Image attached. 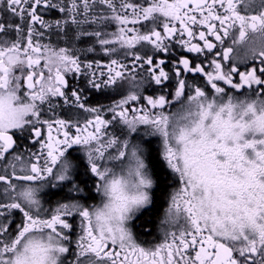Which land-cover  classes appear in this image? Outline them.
I'll return each instance as SVG.
<instances>
[{"label":"snow or ice","instance_id":"snow-or-ice-1","mask_svg":"<svg viewBox=\"0 0 264 264\" xmlns=\"http://www.w3.org/2000/svg\"><path fill=\"white\" fill-rule=\"evenodd\" d=\"M0 5L20 21H0V264H264V0H0ZM41 6L63 14L54 22L58 33L66 36L72 26L74 39L89 46L41 44L44 32L35 25L53 27L39 14ZM108 23L116 30H99ZM196 26L207 31L197 35ZM208 37L221 46L214 55L217 43ZM229 37L231 45L224 46ZM172 40L195 60L173 56L167 43ZM241 44L247 49L243 61H252L244 71L232 55ZM97 45L105 56L122 52L132 67L119 59L82 62L77 53L95 52ZM138 45L151 46V54ZM138 67L164 89L143 96L140 107ZM69 74L84 76L96 90L127 82L129 91L107 108L88 107L81 91L73 88L70 96L65 91ZM186 74L198 75L202 83L189 84ZM173 81L171 91L165 86ZM60 99L92 118L83 125L43 118L44 105L54 113L59 104L53 101ZM174 102L180 104L177 112L166 111ZM110 125H119V133L108 136L104 130ZM141 127L144 135L159 137V159L179 185L164 221L174 230L165 229L163 240L151 247L137 243L128 226L152 203L156 185L144 147L150 141L139 135ZM29 144L39 150L31 151ZM75 146L83 150L101 197L91 208L79 203L83 189L75 175L81 157L73 155ZM46 187L61 193L67 188L53 208L45 209L40 198ZM77 215L80 234L73 251L69 218Z\"/></svg>","mask_w":264,"mask_h":264},{"label":"flooded vegetation","instance_id":"flooded-vegetation-1","mask_svg":"<svg viewBox=\"0 0 264 264\" xmlns=\"http://www.w3.org/2000/svg\"><path fill=\"white\" fill-rule=\"evenodd\" d=\"M53 2H57V0H53ZM0 7H2V5H0ZM48 13V15H45V13ZM39 14L43 17V19L46 21V19L49 20V23L53 24V27L49 30H45L44 28H42L39 24H36L35 27L38 31L44 32V36L38 38L39 42L41 44H51L55 47H69V48H75V49H85L89 46V42L87 43H82L81 41H77L74 39V28L72 26H69L67 35L65 36L64 33H58L57 29L55 28V24L54 22L58 19H62L63 18V14H61L60 12H58L55 9H48L45 10L43 8V6H41L40 12ZM13 20H15V22L19 23V18H14L12 17L9 13H4L2 11H0V21L3 22H12ZM131 27V25H129ZM85 28H88L87 25L84 26ZM96 25H93L92 28H96ZM139 27V26H137ZM148 27H151V25H148ZM92 28H89L88 30H92ZM99 30L102 31H106V32H113L116 30V25L114 23H108L105 25H100L99 26ZM144 29L142 28L141 31H143ZM162 30V29H161ZM195 31L198 35L199 31H207L206 28H203L202 26H196L195 27ZM238 34V33H237ZM48 37V40H45V38ZM210 40H212L214 43H217V48L213 51V53L211 55L215 54V51H220L221 50V46L219 45V42H216L214 37H208ZM177 39H179V36H177ZM184 39H187V36H184ZM85 41H88V38L85 37L84 38ZM193 42H197L196 40H194ZM170 46V53L175 56L176 58H178L182 53L183 50L180 47L179 44H177L175 42V40L172 41H168L167 42ZM200 43L202 44L203 42L200 41ZM232 43V37H229L226 39L225 41V45L224 46H229ZM150 47L151 46H137V49L141 52L144 51H149V54H151L150 52ZM234 52H233V58L234 61L238 63V66L240 68L241 71H244L247 67H251L252 66V61L251 60H247V61H243V57L245 54L246 46L244 44L241 45H236L234 46ZM78 55H80L81 61L82 62H88V61H92V60H101L102 63H107L110 59H119L124 61L125 63H128V67L131 68L132 65L128 62V59H126L123 55L122 52H118L113 54L112 56H105L99 49V46H96V51L92 52V53H85V52H78ZM184 55L189 56L190 58H193L195 60V57L193 56V54L191 53H183ZM211 55L209 56V59L211 58ZM160 57L165 58L166 60L168 59V56H166L165 54L161 53L159 54ZM199 59H203V57L201 56ZM243 61V62H242ZM230 66V65H229ZM146 67V66H145ZM170 67V65H169ZM167 70V68H166ZM210 70V69H209ZM106 71V69H105ZM137 80L138 81H142V83L140 84V87L138 89H136V91H138V93L141 95V101L139 103H136V107H140L141 104L146 103V101H144L142 98L143 96H147V95H159L161 94V92L164 90L162 88V86H158L155 85L154 83L150 82V78L148 77V74L146 71L140 69L139 67L137 68ZM185 78L187 79L189 84H193V83H202V78L199 77L198 75H193V74H186ZM66 79L68 80V88L65 90L67 92V94L70 96L71 91L73 88H76L78 91L82 92V101L85 103L86 106L88 107H99V106H103L104 108L109 107L113 101L115 100H119L122 96L127 95V92L129 91V87L127 82L123 83V86L121 85H117L115 87H109V88H102L100 90H96L94 88H91L89 86H87V79L84 76H80L79 79H77L75 74H69L66 76ZM235 79L238 81V76L235 77ZM174 81L172 83L167 84L165 87L171 91H174ZM227 87V86H225ZM169 99H171V94L169 91ZM54 104H59V107H56L53 112L48 111V106L44 105V117L45 119H56V118H60V119H72L73 122L79 121V123L81 125H83L84 121L86 119H90L92 118V114L84 112L82 109L73 107L72 105H65L63 100H54L53 101ZM179 103H173L170 106L166 107V111L168 112H177V110L180 108ZM176 107V109H174ZM178 107V108H177ZM103 116L105 119H111V113H103ZM55 127V126H54ZM143 128V127H141ZM70 132H72L73 134L75 133V129H69ZM106 132V134L108 136H110L113 133L118 134L120 131V126L119 125H110L107 129L104 130ZM44 132V138H47V128L45 127L43 129ZM141 133H145V129L144 132ZM139 133V134H141ZM19 135V134H17ZM53 135H56V132H53ZM135 135V134H134ZM62 138V137H61ZM107 138V136L105 137ZM144 140L146 141H150L149 144H151L155 151H156V156H157V160L160 163L161 167L167 172L168 174V179L171 180V182H173L172 179V174L169 170H167V168L163 165L162 161H160L159 159V151H160V141L159 138H155V137H151V136H143ZM148 145V144H147ZM147 145H145V150ZM28 147L31 149V151H37L39 150V145H31L29 144ZM75 151H73V155L74 156H79L81 157V160L85 159L86 157L84 156V152L83 150L80 148V146H75ZM115 148L112 149V153L115 152ZM28 157V153H25V159H27ZM2 161H0V168H2L3 166ZM19 167V166H18ZM75 180L79 183L81 189H83V191L81 193H79V203L91 208L92 206L98 205L101 202V197L99 195H97L95 193V183L92 181L91 179V175L90 173L87 171V164L83 165L82 163L80 164V167L78 169L77 174L75 175ZM178 185V182H177ZM2 185H0V193H2ZM156 188V185H155ZM154 188V190H155ZM175 184H172L169 186L168 190L166 191V195H165V201H164V206L166 207V204H168V199L170 194L172 193V191L175 189ZM154 192V191H153ZM67 193V188H65L63 190V193H61L58 189H52L51 187H46L39 195L40 198L42 200L43 206L45 209L48 208H53L56 205L57 200H60L62 198V196L64 194ZM2 194H0V199H2ZM153 201V199H152ZM152 203L150 204V206L148 207V209L151 207ZM164 207V208H165ZM164 210V209H163ZM162 210V212H163ZM161 212V215H162ZM17 222L19 221V213H14ZM160 215V217H161ZM160 219V218H159ZM69 222L72 224V230L71 232H69V236H70V247L72 248L73 251H75V242L76 239L78 237V235L80 234V217L74 216L72 218H69ZM15 225H13L14 227ZM137 241L142 242L144 244H147V242L145 241H140L137 239V237H135ZM148 240H151V238H148ZM146 240V241H148Z\"/></svg>","mask_w":264,"mask_h":264},{"label":"trees","instance_id":"trees-1","mask_svg":"<svg viewBox=\"0 0 264 264\" xmlns=\"http://www.w3.org/2000/svg\"><path fill=\"white\" fill-rule=\"evenodd\" d=\"M150 154L152 163L154 164V172L156 179V188L153 192V201L149 209L140 213L133 221L134 236L140 241L148 240L153 234V228L157 224L161 212L164 209V201L166 191L171 185L167 172L161 167L157 160L156 151L151 144L146 147V155Z\"/></svg>","mask_w":264,"mask_h":264},{"label":"rangeland","instance_id":"rangeland-1","mask_svg":"<svg viewBox=\"0 0 264 264\" xmlns=\"http://www.w3.org/2000/svg\"><path fill=\"white\" fill-rule=\"evenodd\" d=\"M9 14H10V13H9ZM10 15H11V14H10ZM45 15H48V13L46 12ZM46 21H47V23H49V20H48V19H46ZM19 22H20V21H19ZM45 30L47 31V30H49V29H45ZM25 35H26V26H25ZM13 36H14V34H13ZM45 40H48V37H46ZM179 106H180V105H179ZM177 108H178V107H177ZM174 109H176V107H175ZM173 112H174V110H173ZM141 132H144V128H140V132H139V133H141ZM139 135H140V136H144V133H141V134H139ZM151 137H153V136H151ZM155 138H159V137H155ZM144 147H145V146H144ZM109 151H112V149H110ZM115 151H116V150H115ZM81 163H82L83 165H85V164H86V158L83 159V160H81ZM90 175H91V174H90ZM91 179H92V181H93L94 183H96V180H95L94 177L91 176ZM172 179H173L172 184H175V187H176V188L172 191V193H173V192L179 187V185H177V181L174 180L173 176H172ZM172 193H171V194H172ZM171 194H170V196H171ZM170 196H169V199H168V204H166V207H165V209L163 210L160 219L158 220L157 224H156V225L154 226V228H153V234H152V236L150 237L151 240H148V241L145 240V242H147V244H144V243H142V242H137V243H140V244L143 245L144 247H151V246H153V245H155V244H157V243H160V242L163 240L165 229H167V230H169V231L174 230L173 228H170L169 225H167V224L164 223L165 218H166V212H167L168 205H169V201H170ZM149 206H150V205H149ZM149 206H148V207H149ZM148 207H146V208H144V209H141L138 213H136V215L134 216V218H135L140 212H142L143 210L147 209ZM134 218H133L131 221L128 222V226H129L130 230H131L132 233H133V237H134V239L136 240V238H135V236H134V232H133V226H132V222H133ZM139 240H140V239H139ZM136 241H137V240H136Z\"/></svg>","mask_w":264,"mask_h":264}]
</instances>
